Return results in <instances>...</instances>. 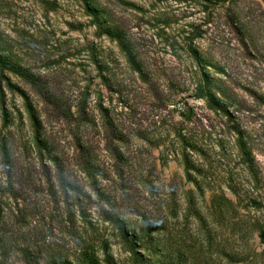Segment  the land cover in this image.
<instances>
[{
    "label": "rangeland",
    "instance_id": "rangeland-1",
    "mask_svg": "<svg viewBox=\"0 0 264 264\" xmlns=\"http://www.w3.org/2000/svg\"><path fill=\"white\" fill-rule=\"evenodd\" d=\"M93 2L140 73L82 0H0V47L42 85L0 78V264H79L105 244L115 264H264V1ZM189 47L227 113L197 98ZM27 104L58 165L35 160L21 185Z\"/></svg>",
    "mask_w": 264,
    "mask_h": 264
},
{
    "label": "trees",
    "instance_id": "trees-1",
    "mask_svg": "<svg viewBox=\"0 0 264 264\" xmlns=\"http://www.w3.org/2000/svg\"><path fill=\"white\" fill-rule=\"evenodd\" d=\"M82 1L85 4L84 7L86 13L92 17L93 24H95L98 27L101 34L107 36L112 41H115L118 44L122 53L125 55L131 69L135 72L140 73L142 71L140 63L136 59V55L126 34L122 30H119L118 28L114 27L109 22H107L104 11H102V9H100L93 2V0H82ZM199 1L208 4H212V3L215 4V2H219V1L223 2L225 0H199ZM188 53L190 54L191 57H193L197 67L202 70L200 73L201 74L200 81L195 88L196 92H198L197 98L205 100L209 108L213 110H219L223 113H227L226 103L224 102V99H227V96L220 88L219 89L217 88V85L215 83V78L213 76H210L209 72L206 71V66L209 65L205 63L202 57L197 55V52L193 47H189ZM6 73L18 77L27 84H30L37 88L42 87L41 79L38 76H36L34 73H32L22 64H20L17 60L6 54L0 47V78L2 77L4 78ZM216 92H219L221 94V97H218L216 95ZM27 109L29 112V118L32 123V127L34 129V133L32 137V146L35 150L36 156L35 158H31L29 160L25 159L26 160L25 166L24 167L19 166L18 172L15 173L21 185H22L21 180L24 178V175H27L28 177L31 176L32 174L31 165L34 164L35 160L38 161V164L43 169L44 173L48 171V168L44 163V159L52 162L55 165H58L57 156L53 154V151L49 146V144L45 142V140L42 139L40 135L38 118L33 113V109L30 104H27ZM4 117H6V113H4ZM180 142L184 147V149L193 147V145L183 136L180 137ZM184 162H185V167H188L186 157H184ZM5 163H6V170L8 173H10L12 171V168L14 167V163L12 159L7 158ZM40 173H42V175H45L43 172ZM9 177H11V175H9ZM121 233H122L121 236H123L124 240L127 239L130 245L136 244L135 242L131 241V239L137 242H140L142 240V237H139L137 235H131L129 237L124 227H121ZM101 250H102V257L93 247L82 248L81 251H79V257H78L79 264H103V263L115 264L113 261V257L108 252V246L106 244L101 247ZM4 252H6V249L5 248L1 249L0 255H2ZM132 252L135 254L136 251L132 250ZM23 257L25 259L26 264H38V261L34 260V258L29 254H27L26 252L23 253ZM51 262H54L55 264L57 263L69 264V262L66 259L60 257L59 255L58 256L51 255Z\"/></svg>",
    "mask_w": 264,
    "mask_h": 264
}]
</instances>
